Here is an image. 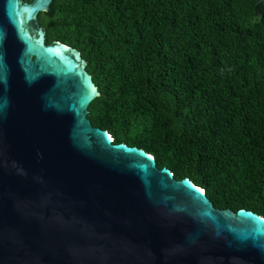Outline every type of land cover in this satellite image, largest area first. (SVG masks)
Masks as SVG:
<instances>
[{
    "label": "water",
    "instance_id": "obj_1",
    "mask_svg": "<svg viewBox=\"0 0 264 264\" xmlns=\"http://www.w3.org/2000/svg\"><path fill=\"white\" fill-rule=\"evenodd\" d=\"M49 2L0 0V264H264L263 218L90 125L85 62L36 23Z\"/></svg>",
    "mask_w": 264,
    "mask_h": 264
},
{
    "label": "trees",
    "instance_id": "obj_2",
    "mask_svg": "<svg viewBox=\"0 0 264 264\" xmlns=\"http://www.w3.org/2000/svg\"><path fill=\"white\" fill-rule=\"evenodd\" d=\"M44 42L77 50L92 127L212 207L264 219V2L55 0ZM52 9V8H51Z\"/></svg>",
    "mask_w": 264,
    "mask_h": 264
},
{
    "label": "flooded vegetation",
    "instance_id": "obj_3",
    "mask_svg": "<svg viewBox=\"0 0 264 264\" xmlns=\"http://www.w3.org/2000/svg\"><path fill=\"white\" fill-rule=\"evenodd\" d=\"M21 4H31L33 2V0H19ZM55 0H50L49 4H48V10L46 12H39L36 14L35 20L37 25L42 29V31L44 32L45 35V31L42 28V26L40 25V23L43 21L46 13L48 14V17L50 19H53L55 17ZM52 8V9H51Z\"/></svg>",
    "mask_w": 264,
    "mask_h": 264
}]
</instances>
